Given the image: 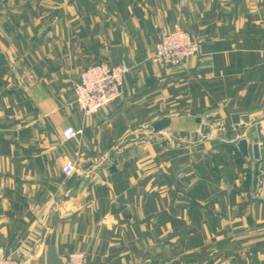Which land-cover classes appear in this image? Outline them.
Listing matches in <instances>:
<instances>
[{"label":"crops","instance_id":"0c3cea01","mask_svg":"<svg viewBox=\"0 0 264 264\" xmlns=\"http://www.w3.org/2000/svg\"><path fill=\"white\" fill-rule=\"evenodd\" d=\"M176 25L201 50L159 65ZM103 61L131 67L123 94L85 115L73 86ZM0 243L22 264H264V0H3Z\"/></svg>","mask_w":264,"mask_h":264},{"label":"built area","instance_id":"2783aa9c","mask_svg":"<svg viewBox=\"0 0 264 264\" xmlns=\"http://www.w3.org/2000/svg\"><path fill=\"white\" fill-rule=\"evenodd\" d=\"M2 1L0 0V4ZM200 50V41L189 31L176 25L171 30H161L151 59L162 66H176L198 54ZM130 69L131 67L125 63L110 64L105 61L89 65L74 83L73 105L85 115L94 114L109 105L122 96L124 77ZM80 132L81 130L68 125L63 129L62 135L66 140H70ZM62 169L68 175L74 173L75 161L67 160ZM0 264L22 263L9 254L0 243ZM67 264H90V262L86 252L74 250L68 254Z\"/></svg>","mask_w":264,"mask_h":264},{"label":"water","instance_id":"95a60500","mask_svg":"<svg viewBox=\"0 0 264 264\" xmlns=\"http://www.w3.org/2000/svg\"><path fill=\"white\" fill-rule=\"evenodd\" d=\"M170 124V118H168L167 116H164L156 121H154L152 123V127L155 131H159L162 130L163 128L169 126ZM237 147L239 149V151L241 152V154L243 155H248L249 154V150H248V140L245 137H242L238 140L237 142ZM259 145L258 143L253 144V154L255 158H259ZM113 168H115V166H113ZM89 176H85L83 181L80 182V184H78L75 187H72L69 190L68 196L67 198H71V197H78L79 195H82L85 188L87 187L88 183H89Z\"/></svg>","mask_w":264,"mask_h":264}]
</instances>
